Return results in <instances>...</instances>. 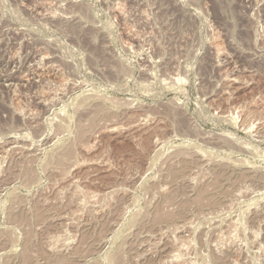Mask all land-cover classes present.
Here are the masks:
<instances>
[{
  "label": "rangeland",
  "instance_id": "rangeland-1",
  "mask_svg": "<svg viewBox=\"0 0 264 264\" xmlns=\"http://www.w3.org/2000/svg\"><path fill=\"white\" fill-rule=\"evenodd\" d=\"M0 264H264V0H0Z\"/></svg>",
  "mask_w": 264,
  "mask_h": 264
}]
</instances>
